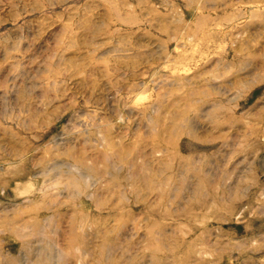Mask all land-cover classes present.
Wrapping results in <instances>:
<instances>
[{"label":"rangeland","instance_id":"rangeland-1","mask_svg":"<svg viewBox=\"0 0 264 264\" xmlns=\"http://www.w3.org/2000/svg\"><path fill=\"white\" fill-rule=\"evenodd\" d=\"M0 264H264V0H0Z\"/></svg>","mask_w":264,"mask_h":264}]
</instances>
